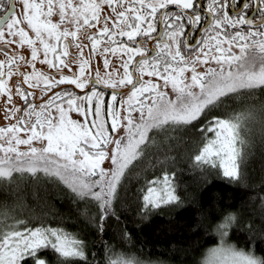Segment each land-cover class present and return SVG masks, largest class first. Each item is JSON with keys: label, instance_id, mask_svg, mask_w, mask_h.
<instances>
[{"label": "snow or ice", "instance_id": "6c2138e0", "mask_svg": "<svg viewBox=\"0 0 264 264\" xmlns=\"http://www.w3.org/2000/svg\"><path fill=\"white\" fill-rule=\"evenodd\" d=\"M250 7L255 19L246 15ZM0 42L7 56L0 60L7 121L0 181L63 182L82 205L69 231L63 218L33 223L0 204V264H100L96 253L88 258L89 233H102L114 218L130 238L129 223L181 208L177 161L154 151L161 137L191 141L197 183L213 173L244 179L250 151L241 145H254L241 128L259 118L264 132V0H22L20 15L0 16ZM9 45H27L30 53L9 55ZM98 55L110 70L92 79L89 61ZM41 57L50 70L35 68ZM20 60L32 68H21L22 80L12 83ZM199 213L220 241L206 264H264L251 248L264 244V197L259 227L244 205L201 206ZM238 231L246 234L244 248L233 241ZM48 251L53 259L41 255Z\"/></svg>", "mask_w": 264, "mask_h": 264}, {"label": "trees", "instance_id": "16d2710c", "mask_svg": "<svg viewBox=\"0 0 264 264\" xmlns=\"http://www.w3.org/2000/svg\"><path fill=\"white\" fill-rule=\"evenodd\" d=\"M197 131L201 130L197 128ZM241 134L251 138L254 145L250 150L241 145L245 151H250L241 166L245 173L244 179L231 180L222 174L213 173L203 183L196 182L201 170L191 168L194 163L192 158L196 154L191 141L183 137L167 140L161 137L154 151L177 161L174 171L179 177L178 194L185 199V204L171 212H156L143 222L129 223L127 228L131 233L130 238L121 236L113 218L102 233L96 230L88 234L91 241L89 260L92 259V253H96V260L100 264L117 260L128 261L129 264H200L204 253L219 241V237L200 222L201 206L219 209L221 206L236 208L244 205L247 215L259 227V205L264 197V132L259 118L251 121L247 129L242 127ZM13 175L18 177L19 174ZM132 184L135 185L134 179ZM5 202L22 220L27 217L37 223L42 217L55 225L63 218L69 231L73 230L77 208L82 206L71 198L70 189L63 182L53 184L46 180L35 181L28 176L19 178L7 187L0 181V204ZM125 216L130 217L131 213L126 212ZM232 236L237 247H245V233L238 231ZM105 244L108 246L107 252ZM251 248L258 259H264V244L257 240ZM41 255L53 259L51 251L42 252Z\"/></svg>", "mask_w": 264, "mask_h": 264}, {"label": "flooded vegetation", "instance_id": "af4514ba", "mask_svg": "<svg viewBox=\"0 0 264 264\" xmlns=\"http://www.w3.org/2000/svg\"><path fill=\"white\" fill-rule=\"evenodd\" d=\"M243 2V0H238V4ZM253 5L255 4V0H252ZM21 7H22V0H0V16H3L6 12H8L9 10L15 12L17 15L21 14ZM246 15H248L249 17H252L253 19H255L256 16L259 15V13L257 11L254 10L253 7H250L247 11H246ZM244 28H246L247 26H242ZM79 39V36H78ZM106 42V41H105ZM2 43V42H0ZM85 43L88 45L87 47H84L83 51L85 54V57H87V54L89 52L90 49V41H85ZM104 43V42H102ZM8 48L12 51L9 52V55H15L16 51H20L21 55H24L25 53H30V50L27 48V45H21V46H16V45H9ZM77 48L75 46H73L70 49V52H76ZM122 55V54H120ZM110 58V66H114L116 67L120 72H122V68L119 67V65H116L114 62L117 59V57L112 56V54H109ZM7 56L5 54V52L0 51V60H6ZM27 68V70H31L32 66L31 65H27L25 66L24 61L20 60L18 61L13 68V76L10 77V80L12 83H14L17 79L22 80V75H17V72L21 69V68ZM77 65L73 64L72 68H76ZM35 68L38 71H48L50 70L48 68V66L46 65V63L42 62V57L41 59H38L35 62ZM70 69L65 68L64 71L67 72ZM89 70L91 71V78L95 79L96 78V71L99 70L101 72V74L103 75V73L105 71H109L110 69H105L103 67V55H98L93 57L90 61H89ZM145 79H147V75L145 74ZM158 79V78H155ZM100 88L103 89V85H100ZM14 96L13 99L16 103H20V97L18 95H15V88L13 87L12 89ZM37 93H39V89H36ZM79 91V90H78ZM4 109H5V104H4V97L2 95H0V126H4L6 125L7 121L4 119ZM70 115L72 116H76L75 113H70ZM21 147H26V146H22Z\"/></svg>", "mask_w": 264, "mask_h": 264}, {"label": "rangeland", "instance_id": "374dc122", "mask_svg": "<svg viewBox=\"0 0 264 264\" xmlns=\"http://www.w3.org/2000/svg\"><path fill=\"white\" fill-rule=\"evenodd\" d=\"M233 51L234 52H239V49H237L235 46H233ZM76 116H73V118H75ZM239 143V142H238ZM23 146V145H22ZM249 150V149H248ZM0 155H3V153L2 152H0ZM220 241H218V243H219ZM217 243V244H218ZM216 245V244H215ZM214 245V246H215ZM214 246H212V247H214ZM212 247H210L205 253H204V255H203V257L201 258V262H200V264H206V261L210 258L209 257V252H210V249L212 248Z\"/></svg>", "mask_w": 264, "mask_h": 264}]
</instances>
